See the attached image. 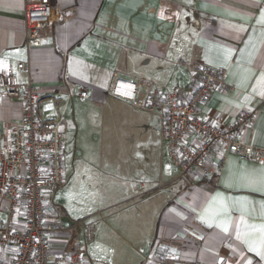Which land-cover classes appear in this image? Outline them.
<instances>
[{
  "label": "crops",
  "instance_id": "crops-1",
  "mask_svg": "<svg viewBox=\"0 0 264 264\" xmlns=\"http://www.w3.org/2000/svg\"><path fill=\"white\" fill-rule=\"evenodd\" d=\"M27 1L0 0V89L3 72L28 61L15 79L37 86L39 114L65 129L78 118L94 123L114 143L116 169L136 178L113 181L87 249L92 264H264V162L230 152L218 175L185 181L165 159L159 114L109 92L116 72L137 78L146 95L188 88L197 64L223 69L230 88L213 91L201 114L233 121L242 107L257 108L245 139L264 148V0H56L43 44L31 49ZM22 115L20 98L0 95V143Z\"/></svg>",
  "mask_w": 264,
  "mask_h": 264
},
{
  "label": "built area",
  "instance_id": "built-area-1",
  "mask_svg": "<svg viewBox=\"0 0 264 264\" xmlns=\"http://www.w3.org/2000/svg\"><path fill=\"white\" fill-rule=\"evenodd\" d=\"M55 5L56 0L26 2L28 49L43 44L42 28L53 20ZM29 71L25 60L8 67L0 89L2 97L23 101L21 120L5 131L0 143V264H92L87 249L95 239V224L66 222L56 201L58 191L69 184L65 123L39 114L37 86L32 79H15V72ZM229 88L223 69L197 64L191 68L188 88L159 86L143 95L137 78L116 72L109 92L159 114L170 160L179 176L191 181L218 175L230 152L264 162V148L245 139V131L258 118L257 108L242 107L233 121L200 112L213 91ZM87 94V88L79 91L82 97ZM76 226L82 227L81 235L71 238Z\"/></svg>",
  "mask_w": 264,
  "mask_h": 264
},
{
  "label": "rangeland",
  "instance_id": "rangeland-1",
  "mask_svg": "<svg viewBox=\"0 0 264 264\" xmlns=\"http://www.w3.org/2000/svg\"><path fill=\"white\" fill-rule=\"evenodd\" d=\"M72 111L73 106L70 105L66 120L74 119V116L71 115ZM64 131L69 184L58 191L56 201L60 210L67 212L72 220L78 222L88 218L95 222L96 235L104 225L100 212L103 213L105 206L112 203L108 200L113 181L118 178L132 180L136 178L133 173L126 175L125 172L116 169V153L111 151L114 143L102 137L100 127L94 123L78 118L72 123L68 121V126L66 129L64 128ZM164 155L165 159L170 162L169 154L165 153ZM172 169L176 174V169L173 166ZM121 202L117 206L125 204L123 201Z\"/></svg>",
  "mask_w": 264,
  "mask_h": 264
},
{
  "label": "snow or ice",
  "instance_id": "snow-or-ice-1",
  "mask_svg": "<svg viewBox=\"0 0 264 264\" xmlns=\"http://www.w3.org/2000/svg\"><path fill=\"white\" fill-rule=\"evenodd\" d=\"M261 20L264 21V16L261 17ZM0 67H6V65H0ZM262 94H264V93H262ZM225 231H227V228H226V227H225ZM237 238L240 239L241 237L238 236ZM245 242L247 243L248 241H245ZM250 248H251V250H253V251H256V250H257L255 247H251V245H250ZM260 254H261L262 256H264V253H260Z\"/></svg>",
  "mask_w": 264,
  "mask_h": 264
},
{
  "label": "water",
  "instance_id": "water-1",
  "mask_svg": "<svg viewBox=\"0 0 264 264\" xmlns=\"http://www.w3.org/2000/svg\"><path fill=\"white\" fill-rule=\"evenodd\" d=\"M64 220L70 224H72L74 221L72 219H70V217L68 216H64Z\"/></svg>",
  "mask_w": 264,
  "mask_h": 264
}]
</instances>
